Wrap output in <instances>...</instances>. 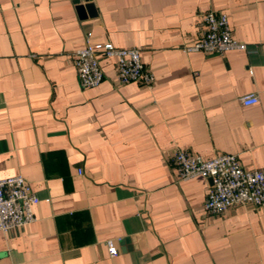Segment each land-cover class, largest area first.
I'll use <instances>...</instances> for the list:
<instances>
[{"label": "crops", "instance_id": "0c3cea01", "mask_svg": "<svg viewBox=\"0 0 264 264\" xmlns=\"http://www.w3.org/2000/svg\"><path fill=\"white\" fill-rule=\"evenodd\" d=\"M210 11L248 50L188 51ZM106 43L140 49L154 87L101 57L83 89L74 53ZM178 150L264 173V0H0V179L40 199L0 264H264V208L208 213L212 181L178 180Z\"/></svg>", "mask_w": 264, "mask_h": 264}, {"label": "built area", "instance_id": "2783aa9c", "mask_svg": "<svg viewBox=\"0 0 264 264\" xmlns=\"http://www.w3.org/2000/svg\"><path fill=\"white\" fill-rule=\"evenodd\" d=\"M91 34H87L89 40ZM248 50L245 43L234 38L225 13L210 11L202 15L199 38L191 52L222 54L231 50ZM116 60V75L120 85L132 82L154 87L156 77L141 60L138 48H117L112 43L96 47L88 44L74 53L75 68L83 89L96 88L105 79L100 58ZM244 106L259 103L255 95L241 98ZM177 179L185 181L203 177L212 181L205 210L212 215H223L235 205H252L264 208V173L245 168L237 155H220L205 160L199 155L178 150L173 158ZM40 202L31 184L21 175L0 179V231L7 232L34 223V207ZM110 254L115 257L118 249L108 241Z\"/></svg>", "mask_w": 264, "mask_h": 264}, {"label": "water", "instance_id": "95a60500", "mask_svg": "<svg viewBox=\"0 0 264 264\" xmlns=\"http://www.w3.org/2000/svg\"><path fill=\"white\" fill-rule=\"evenodd\" d=\"M77 3L79 4L80 1H77ZM79 9H80V12L84 15V11H85V9H86V10H91V9H93V4H92V3H88L85 7L82 6V5H80V6H79Z\"/></svg>", "mask_w": 264, "mask_h": 264}]
</instances>
